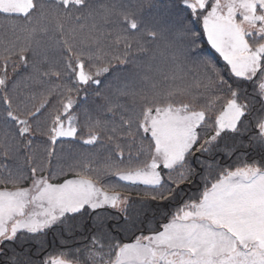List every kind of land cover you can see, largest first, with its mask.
I'll list each match as a JSON object with an SVG mask.
<instances>
[{
  "label": "snow or ice",
  "instance_id": "obj_1",
  "mask_svg": "<svg viewBox=\"0 0 264 264\" xmlns=\"http://www.w3.org/2000/svg\"><path fill=\"white\" fill-rule=\"evenodd\" d=\"M0 18L11 22L0 39L7 264H25L30 244L39 264H264V0H150L147 8L133 0H0ZM201 56L203 72L190 80L186 62ZM9 64L16 75L28 72V91L9 76ZM101 77L119 82L114 99L100 91ZM92 93L107 104L86 117L81 135L77 110ZM35 133L46 137L47 164L27 157L26 175L9 161L31 151ZM229 133H243L258 158L233 164L237 149L224 145L218 161ZM76 140L100 151L53 171L58 142ZM133 190L157 202L158 223L154 215L128 242L97 225L73 243L69 221L86 214L99 219L111 208L127 223ZM50 231L62 245L53 250L40 239ZM17 242L21 252L9 254L5 244Z\"/></svg>",
  "mask_w": 264,
  "mask_h": 264
},
{
  "label": "trees",
  "instance_id": "obj_2",
  "mask_svg": "<svg viewBox=\"0 0 264 264\" xmlns=\"http://www.w3.org/2000/svg\"><path fill=\"white\" fill-rule=\"evenodd\" d=\"M104 2H105V0H95V3H104ZM133 2H135V3H141L142 2L146 6V5H148V3L150 1H148V0H133ZM197 27H199V26H197ZM201 48L202 49L207 48L206 41H204V43L201 45ZM207 51L209 53H212L211 49H207ZM212 56L215 57V54L212 53ZM204 58H207V57L201 56L198 58H193L192 60H189L186 62L184 70H185V72L188 73V76L190 78H193V76H195L196 74L198 75V74L202 73L203 70L201 71V68L198 66V61L200 59H204ZM218 61H219V58L216 57L214 59V63L217 64V67H219L220 69H223L224 66H222ZM18 72H19V75H16L15 73L12 74L13 78L16 79L17 81L22 80L23 75L25 73V72H22L21 70H18ZM223 74L225 76L228 75L227 72H224ZM100 79L104 80V77H101ZM118 83L119 82L117 80H115L114 78H110L109 80H104V84L101 86L100 91L104 94V96H107L108 99H114L113 93L115 92V88L118 85ZM109 84H111L112 86L109 87L108 86ZM200 91H203V89H201ZM202 97H205V96H202ZM89 98L94 100V102H92L90 104V109L88 112L93 117L102 115V109L106 106L107 101L103 98H98L94 93L90 94ZM220 103H221V101H220ZM78 109H80V108H78ZM84 112H86V109L84 110ZM44 123L45 122L42 121L39 126H44ZM34 127H35V125H34ZM42 138H44V139H42ZM42 138H39V139H33L32 138L33 143H32V147H31V151L29 152L31 155H34L33 157L37 161L35 151L33 150V149L37 148L39 155L41 156V159H42V163L38 162L40 164L45 163L44 160H45V158L47 159V156H46L45 151H44V149L46 147V137L42 136ZM245 142H247L246 139H245ZM100 143L108 144L106 136L103 135V139L100 141ZM240 143H241V141L234 142V147H236L238 144L240 145ZM228 147H232V145H228ZM60 150H61L60 145L58 143L56 146L57 156L55 158H53V160H52V170L53 171H58V167H64L66 169L69 166L67 164V160H66V157L64 155V152L60 151ZM85 151H86L85 153H83L81 155H77L78 156V159H76L77 161L80 160L84 156L90 155V153H92V152H96V151H100V150L97 147H95V149H92V147H89V148L85 149ZM259 151L260 150L258 148H255V147L251 148V150L247 149V153L248 152L256 153V155L259 154ZM10 163H11V161H10ZM11 164H14V163H11ZM36 164H37V162H36ZM15 166L17 167V165H15ZM21 169H22V167H21ZM29 171H30V169H28V175H30ZM110 178L111 177H107L105 182L110 181L109 180ZM114 179H112V180H114ZM182 187L185 189L186 192H188L189 189L191 188L190 185H182ZM191 191H195V190L193 188H191ZM188 194L190 195L191 193L188 192ZM148 206L146 205V207H144L143 209L136 211V213H135L136 220L131 221V222H129V220H128L127 223H125V218L122 219L120 215H119V217L116 216V215H118L117 212H114V215L111 216L109 213L100 212L101 210H99V219H97L96 216L88 214L87 219H86V217L83 216V217H78L75 220H71V221H69V225L72 227V232H73V235L75 237V240L73 241V243L81 242L84 237L88 236L89 233L96 230L97 225H99L100 230L104 231L105 233H108V232L115 233L119 239L124 240V241H130L133 239V234H139L141 227H143L145 232H147L148 228L150 227V225L147 223V221L152 220L154 215L156 216V222L157 223L159 222V217L162 213H161V210L157 208V204L154 203V205H151L149 203ZM148 209H149V211H148ZM168 211H171V209H168ZM141 221L144 222L143 225H141V223H140ZM118 225H119V227H118ZM133 225H134V227H133ZM122 229H125V230H122ZM64 235L67 236L68 235L67 232H65ZM46 241L47 242H46L45 248L47 250L49 249V246H50V248L51 247L57 248L58 246H60V242H61L60 234L58 232L50 231L46 237ZM11 247H12V249L14 247L15 251L17 253L21 252V246L20 245H15V246H11ZM24 248L25 249H31L30 252L25 251V253L23 255L26 257H24V258H27V259L30 258L32 264L34 262H39L38 258H37V253L35 250L36 249L35 245H25ZM8 253L10 254V251H8ZM20 259L23 261V258L20 257ZM5 262L6 261L4 260V263Z\"/></svg>",
  "mask_w": 264,
  "mask_h": 264
},
{
  "label": "rangeland",
  "instance_id": "obj_3",
  "mask_svg": "<svg viewBox=\"0 0 264 264\" xmlns=\"http://www.w3.org/2000/svg\"><path fill=\"white\" fill-rule=\"evenodd\" d=\"M148 1H150V0H148ZM152 2H154V0H152ZM145 7H147V5L145 6ZM10 21H7V20H5V19H3V18H0V39H2V38H4L5 37V34L10 30ZM0 55H4V52H3V45H0ZM13 59H15V57L13 58ZM219 62V61H218ZM18 70H21L22 72H25L24 73V75H23V78L25 77V76H27L28 75V72L27 71H25L22 67L21 68H19ZM203 69L201 68V71H202ZM8 73H9V76L10 77H12L13 78V76H12V74H13V72H12V67H11V64H9V66H8ZM203 72V71H202ZM197 76V74L195 75V76H193V78L194 77H196ZM22 78V77H21ZM22 78V80H19V82H20V90L21 91H28V89H26L25 87H24V79ZM14 79V78H13ZM189 79L191 80L192 78H190L189 77ZM16 80V79H15ZM53 80H55V78L53 77ZM177 99H179V100H184V99H188L187 97H178ZM201 99V103H203V102H205V100L204 99H206V97H201L200 98ZM38 102V101H37ZM92 102H94V100H92L91 98H88V101H87V103L86 104H81V106L79 107L80 109H78L77 110V115L79 116V123H80V127H81V135H85V132H84V123H85V119H86V117L88 116V115H91L88 111H89V109H90V104L92 103ZM218 103V102H217ZM56 104H57V98L56 97H53L52 98V100H51V104L49 105V111H51V109L53 108V107H55L56 106ZM92 108V107H91ZM86 109V112H84V110ZM84 112V113H83ZM45 115H47V113L45 114ZM92 116V115H91ZM213 120H214V116H213ZM45 122V120H44V118L42 117L41 118V120H40V122H39V125H40V123L41 122ZM45 127V123H44V126H40V128L41 129H43ZM42 136L43 135H40L39 133H35L34 135H33V139H39V138H42ZM102 136H103V134H102ZM42 139H44V138H42ZM241 140V142L243 141V139H240ZM109 143V142H108ZM85 147H87V148H89V147H92V149H95V146H85V145H83L82 144V142L80 141V143L78 144V146H76V148L73 150V149H66V148H63L62 150H60V151H63V152H65L64 153V155H65V157H66V160H67V164L68 165H71V164H73V163H75V162H77V160L76 159H78V156H77V154H74V155H72L71 156V154H69V152H78L79 154H83V153H85L86 151H85V149H87V148H85ZM247 149L248 148H243L242 150L243 151H247ZM34 151H35V155H36V159H37V161L34 159V155H31L29 152H26V153H22V154H24V157L23 158H20V160L22 161V162H25V159L27 158V157H31V159H32V162H33V164L34 165H37V166H39V165H45L46 166V162H47V159L45 158V160H44V162L45 163H43V164H40V163H38V162H41L42 163V159H41V156L39 155V152H38V150H37V148H35V149H33ZM219 151L220 150H218L217 152H216V158H217V154L219 153ZM220 156H223V152L222 151H220ZM197 155H199V154H197ZM253 158H258V155H255L254 153L253 154H250V153H248L247 155H245V156H242V158H241V161L242 160H244V159H247V160H251V159H253ZM240 160V159H239ZM219 161V160H218ZM236 161L237 160H235V163H236ZM10 162V161H9ZM12 162V161H11ZM14 162V161H13ZM36 162H37V164H36ZM21 165H19V168L21 169ZM24 167H26V166H24ZM23 168V167H22ZM29 169V168H28ZM28 169H25V168H23V169H21L24 173H28ZM29 173L31 174V172L29 171ZM112 179H114V177H111L109 180L110 181H113V182H115V179L114 180H112ZM197 182L199 183V180L197 179ZM142 187V186H141ZM194 189V188H193ZM195 190V189H194ZM130 199H131V201H132V203L128 206V209H127V213H128V220H129V222H131V221H135L136 220V218H135V213H136V211H138V210H140V209H143L144 207H146V205L148 206V204L150 203L151 205H154V203L155 204H157V202H154V201H150V200H148V201H142L141 200V198L137 195V192L135 191V190H133L132 192H131V196H130ZM149 207V206H148ZM114 209H111V208H108V209H102L100 212H103V213H109L111 216L112 215H114ZM148 211H149V209H148ZM118 213V215H116L117 217H119V215L121 216V218L122 219H124V214L123 213H120V212H117ZM88 216V214L87 215H84V217H86V219L88 218L87 217ZM46 237H47V235L46 236H42L40 239L44 242V245L46 244ZM16 245H20L19 244V242H17V244ZM30 245H35V244H30ZM12 245L11 244H5V249H6V251H10V254H11V251H12V247H11ZM36 246V245H35ZM60 246H62L61 245V242H60ZM23 256V257H22ZM22 256H20L21 258H23V261H25V260H27V258H24V257H26V256H24V255H22ZM4 260L6 261V257H0V261H2L3 262V264H7V262H5L4 263ZM39 262H36V264H38Z\"/></svg>",
  "mask_w": 264,
  "mask_h": 264
}]
</instances>
